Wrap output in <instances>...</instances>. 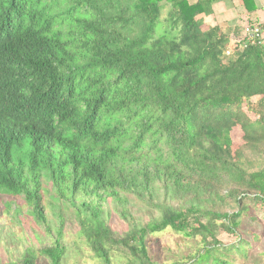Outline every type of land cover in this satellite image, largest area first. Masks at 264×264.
<instances>
[{"label":"trees","instance_id":"trees-1","mask_svg":"<svg viewBox=\"0 0 264 264\" xmlns=\"http://www.w3.org/2000/svg\"><path fill=\"white\" fill-rule=\"evenodd\" d=\"M213 1L0 0V197L43 229L0 264H62V208L100 264L246 257L242 217L264 209V44L205 25ZM166 229L200 248L156 260L147 241Z\"/></svg>","mask_w":264,"mask_h":264},{"label":"rangeland","instance_id":"rangeland-1","mask_svg":"<svg viewBox=\"0 0 264 264\" xmlns=\"http://www.w3.org/2000/svg\"><path fill=\"white\" fill-rule=\"evenodd\" d=\"M167 6L161 10V20L166 16ZM241 26L248 23V19L241 20ZM257 24V23H256ZM262 29V28H261ZM242 32L240 31V37ZM253 100V99H252ZM254 101V100H253ZM251 102H246L243 108L247 111ZM248 108V109H247ZM235 135V134H234ZM239 135L233 136L235 142L238 141ZM44 202L50 201L52 192L48 188H44ZM0 259L5 261L8 257L16 259L17 255L29 245L38 247L39 240L34 237L38 234L42 237L43 229L34 224L28 215H25L26 207L19 202V198H12L10 196L0 197ZM12 202V208L20 207L21 213L17 216L13 212L8 213L5 204L8 201ZM58 204L61 205L60 202ZM109 204V203H108ZM106 205L109 210L110 204ZM129 208L132 214L143 221L146 220V209L144 205L134 201L131 198ZM58 211V210H57ZM61 212V210H60ZM52 212L46 210L48 223L54 227L56 218L51 214ZM63 215V241L66 246V251L62 259V264H100V262L91 254L83 238L77 233V226L73 220L72 215L66 208H62ZM15 216L18 220H15ZM253 221L251 218L255 217ZM109 226L116 231L125 230V224L118 219L115 214L110 213L108 218ZM238 234L242 238L250 240V245L246 250V257L233 255V264H264V209L249 208L247 214L242 217V223L239 228ZM255 233L257 238L250 239V234ZM219 239L223 244L234 242V237L226 234L219 235ZM45 241V240H43ZM149 254L161 262L184 261L187 256L193 254L200 245L192 239L181 237L179 234H174L169 229L160 233L154 234L149 237L148 241ZM37 264H48L44 259H39Z\"/></svg>","mask_w":264,"mask_h":264},{"label":"crops","instance_id":"crops-1","mask_svg":"<svg viewBox=\"0 0 264 264\" xmlns=\"http://www.w3.org/2000/svg\"><path fill=\"white\" fill-rule=\"evenodd\" d=\"M248 6L252 8L247 10L242 0H215L211 5V13L203 16V22L207 26H218L224 33L231 35L236 27L240 31L241 20L247 18L262 28L264 40V0H251Z\"/></svg>","mask_w":264,"mask_h":264},{"label":"built area","instance_id":"built-area-1","mask_svg":"<svg viewBox=\"0 0 264 264\" xmlns=\"http://www.w3.org/2000/svg\"><path fill=\"white\" fill-rule=\"evenodd\" d=\"M242 37L250 43L263 44V34L259 25L256 23H244L241 26Z\"/></svg>","mask_w":264,"mask_h":264}]
</instances>
